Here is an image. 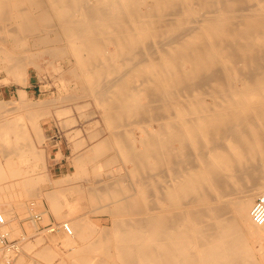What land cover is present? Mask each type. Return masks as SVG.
<instances>
[{
    "label": "bare ground",
    "instance_id": "bare-ground-1",
    "mask_svg": "<svg viewBox=\"0 0 264 264\" xmlns=\"http://www.w3.org/2000/svg\"><path fill=\"white\" fill-rule=\"evenodd\" d=\"M23 35L65 41L105 119L119 117L111 140L136 180L112 200L121 264H264L250 217L264 191V0H0V54L19 80Z\"/></svg>",
    "mask_w": 264,
    "mask_h": 264
},
{
    "label": "rangeland",
    "instance_id": "rangeland-1",
    "mask_svg": "<svg viewBox=\"0 0 264 264\" xmlns=\"http://www.w3.org/2000/svg\"><path fill=\"white\" fill-rule=\"evenodd\" d=\"M22 37L24 43L16 50L25 56L26 78L19 80L8 70L0 54V210L7 211L14 235L23 229L33 234L13 264H121L116 231L108 232L116 220L111 210L122 188L134 186L136 180L125 173L130 164L111 140L110 129L119 117L105 119L102 101L87 89L83 68L65 41L40 45L28 35ZM53 49L59 56L50 54ZM150 93L144 94L151 96L147 105L152 107L156 102ZM106 184L118 193L105 192ZM30 210L44 211L40 225L78 222L84 236H65L62 226L35 234L28 224ZM262 248L259 253L264 255Z\"/></svg>",
    "mask_w": 264,
    "mask_h": 264
},
{
    "label": "built area",
    "instance_id": "built-area-1",
    "mask_svg": "<svg viewBox=\"0 0 264 264\" xmlns=\"http://www.w3.org/2000/svg\"><path fill=\"white\" fill-rule=\"evenodd\" d=\"M32 206H34V204H31V207ZM43 215L44 211L38 212L30 210L29 212L28 219L30 223L28 224L35 227V234L44 230L52 232L60 226L58 223L52 221L40 225L38 221L42 220ZM250 217L255 224H264V191L254 200L250 209ZM62 223L63 227L68 230L66 223ZM13 232L8 220L0 210V264H13V261L22 252L23 244L33 237V234H29L24 229L20 231L18 235H14Z\"/></svg>",
    "mask_w": 264,
    "mask_h": 264
}]
</instances>
